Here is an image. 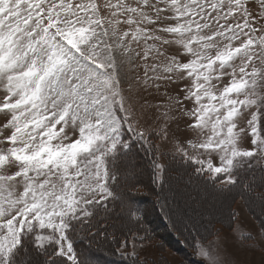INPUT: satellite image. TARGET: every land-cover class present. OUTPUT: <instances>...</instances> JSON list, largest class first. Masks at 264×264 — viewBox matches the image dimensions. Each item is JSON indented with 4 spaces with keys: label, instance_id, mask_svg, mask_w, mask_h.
<instances>
[{
    "label": "snow or ice",
    "instance_id": "6c2138e0",
    "mask_svg": "<svg viewBox=\"0 0 264 264\" xmlns=\"http://www.w3.org/2000/svg\"><path fill=\"white\" fill-rule=\"evenodd\" d=\"M156 140L189 184L249 194L259 229L240 239L260 248L264 0H0V264H89L74 238L147 264L121 162L136 143L152 154L170 208ZM213 235L198 257L229 264Z\"/></svg>",
    "mask_w": 264,
    "mask_h": 264
},
{
    "label": "trees",
    "instance_id": "16d2710c",
    "mask_svg": "<svg viewBox=\"0 0 264 264\" xmlns=\"http://www.w3.org/2000/svg\"><path fill=\"white\" fill-rule=\"evenodd\" d=\"M134 146L135 147L131 149V154L128 156L125 155L123 161L121 162L122 179L120 184V192L125 196L126 201L127 199H129L128 203H130L129 205L133 210H139V214L145 221V227L148 229L147 235L152 237L151 240H148L145 243L157 241V248H164L165 250L170 249L174 251L176 255H179L182 259L181 264H200L196 260L194 244L197 241H209L214 237V232L220 231L217 230L220 227L230 229L229 225H235V222L237 220V212L235 210V207L239 201L243 202L247 211L256 221L259 227L257 217L260 215L261 209L258 204L254 203L252 205V208L255 209L256 215H253L252 209H250L248 203L250 197L246 191L240 188H234L232 191H217L214 190L211 185H205L202 182H197L195 178H193L192 183L190 184L193 188L201 186L204 190L217 196L228 195V200L229 202H231L229 205L228 215L227 217H225L226 219H218L215 223L209 225L207 231L205 230L206 228H202L198 232L192 230V232L182 233L180 229H178V227L175 225V223L168 219L169 215L167 211L164 208L162 209L161 206L158 207V204L160 202V197L157 196L159 186L154 182L153 179L155 174V169L153 167V155L150 153H146L139 143H136ZM167 159L169 164L166 165V179L168 181V184L172 179L180 180L182 182L189 181V173L191 172V169L173 162L170 157H167ZM131 171H134L135 173H140L141 171V173L144 172L149 176H146V178H144L143 176L142 178L133 176L132 178ZM166 189L167 187L165 188V190ZM136 204L139 205V208H137ZM153 207H156V213L160 214L161 219L164 218L163 216H165L166 218L168 217L166 220L168 221V225L172 229L171 232L168 230L165 232H158L157 228L153 224ZM233 216L235 217L234 222L232 220ZM164 234L165 238L163 239L161 236ZM141 235H143V233H141ZM74 246L76 247L78 254L88 259L89 264H129L128 259L122 256L120 251H117V244L104 243L99 245L93 244L89 246L86 241L82 242L80 238H74ZM146 261L147 264H162L156 261Z\"/></svg>",
    "mask_w": 264,
    "mask_h": 264
},
{
    "label": "rangeland",
    "instance_id": "374dc122",
    "mask_svg": "<svg viewBox=\"0 0 264 264\" xmlns=\"http://www.w3.org/2000/svg\"><path fill=\"white\" fill-rule=\"evenodd\" d=\"M142 126H151L153 129L157 131L159 130V122L154 121V119H146L142 121ZM157 144L160 145V149L162 152L161 154L159 153V156L161 158L159 159V161H162L160 163L164 164L166 167V165H169L167 156L170 158L171 156H169L168 154L165 155V153L173 154L174 147L172 143L168 141L160 140V142H157ZM131 149L127 152V156L131 154ZM134 173V171H131L132 178L133 176L140 178H142V176L144 178H146V176H149L144 172L141 173V171L140 173ZM165 192L169 195L170 205V208H164L169 215V218H167L175 223V225L178 227V229H180L182 233L192 232V229L188 226L193 223L197 224L200 230L202 228H208L209 225L215 223L218 219L225 218L228 215L229 205L231 202H229L228 200V195L217 196L204 190L201 186L193 188L188 181L182 182L175 179L169 181L168 187ZM127 202H129V199H127ZM162 204L163 199L162 197H160L158 207H160ZM136 206L137 208H139L138 204H136ZM152 210L154 212H152L153 224L157 228L158 232H165L167 230L171 232L172 229L168 225V221L166 220L167 218L163 216L165 219H161L160 214L156 213V207H153ZM235 210L237 212V220L234 225L236 231H232L231 228H219V226V229H217L220 230L219 233L221 240V255L229 262V264H264V241H261L260 248L254 249L250 247L249 244L242 243L240 239L242 234H257L259 227L256 221L252 219L242 201H239L237 203ZM163 226H165L167 229ZM164 236L165 234L161 237L164 239ZM257 239L259 240V236H257ZM210 241H215V236L207 242L199 241V243L204 244L205 246H209ZM157 243V241L145 243L142 248L139 244H137V251L139 252V256L142 261L148 260L156 261L162 264H181L182 259L179 255H176L174 251L170 249L165 250L164 248H157ZM124 251L127 252L129 251V249L126 248L124 249ZM194 252L196 253V260L201 261L203 264H205L204 260L198 257L196 249Z\"/></svg>",
    "mask_w": 264,
    "mask_h": 264
}]
</instances>
